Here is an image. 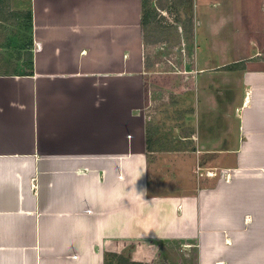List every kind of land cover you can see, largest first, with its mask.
I'll use <instances>...</instances> for the list:
<instances>
[{
	"label": "crops",
	"instance_id": "1",
	"mask_svg": "<svg viewBox=\"0 0 264 264\" xmlns=\"http://www.w3.org/2000/svg\"><path fill=\"white\" fill-rule=\"evenodd\" d=\"M153 5L144 41L141 0H0V264H264V0ZM163 60L198 104L161 149Z\"/></svg>",
	"mask_w": 264,
	"mask_h": 264
},
{
	"label": "rangeland",
	"instance_id": "2",
	"mask_svg": "<svg viewBox=\"0 0 264 264\" xmlns=\"http://www.w3.org/2000/svg\"><path fill=\"white\" fill-rule=\"evenodd\" d=\"M171 15V16H170ZM175 15V12L173 9H170L169 18L173 17ZM184 17V15H180L179 18ZM182 19V18H181ZM174 25L172 24L171 27L164 21H159L158 24L155 27L151 26V29L149 31L151 40H154L155 44H151L150 52L153 51V47H159L162 46V48H157L159 54L157 56L163 57L167 55H171L173 53V56L175 54L180 53L182 55V52H178L177 49L179 48L180 43V36L184 33L183 31L180 32L177 28L178 25H180L184 30L185 26L183 23H180L179 21H173ZM181 34V35H180ZM177 51V52H176ZM154 55V53L152 54ZM156 55V54H155ZM177 56V55H176ZM175 59V58H173ZM152 70L155 72H162L166 73L167 71H179L178 77L176 79H172V84L170 88L168 89H154L153 88V82L150 81L151 86V100L148 101V116H150V126L151 129L154 131H157V128H161L162 130L158 133L159 134V146L161 149L163 148H172L175 146L176 141L180 140L178 135L180 131V127L184 124L183 118L185 116V105H190V102L192 101V104L197 106L198 101L197 98L195 99V92L192 93V97H188L190 99V102H186L185 98V92H181L180 89L185 88L186 85L189 84V79L187 80L185 74H183V70L188 65H184L183 63H180L178 60H176L173 63H170V61L163 60V62L150 65ZM174 69V70H171ZM168 73V72H167ZM186 78V80H185ZM149 80V79H148ZM192 99V100H191ZM155 126V128H154ZM158 126V127H157ZM177 127V130L175 128ZM175 143V144H174ZM183 146V144H176V146ZM194 158V157H193ZM190 161V160H189ZM188 159L187 161L185 159L182 160L181 165L187 166L189 163ZM196 159L194 158V162ZM202 164V163H201ZM196 165V164H195ZM194 165V166H195ZM202 166V165H201ZM194 169V167L192 168ZM133 246L128 247L127 249L123 250L121 255L125 257L131 256ZM169 259L167 256H162L160 261V264H168ZM170 260V259H169ZM110 264H118V261L112 260ZM143 264V263H141ZM157 264V263H156Z\"/></svg>",
	"mask_w": 264,
	"mask_h": 264
},
{
	"label": "trees",
	"instance_id": "3",
	"mask_svg": "<svg viewBox=\"0 0 264 264\" xmlns=\"http://www.w3.org/2000/svg\"><path fill=\"white\" fill-rule=\"evenodd\" d=\"M156 5H153V0H141V22H142V29L145 41L146 29L148 22L151 20L152 22L155 20L156 17ZM30 11L28 12V19L30 20ZM148 66V65H146ZM112 260L118 261V264H141L136 261L129 260L125 256L121 255V253H105V264H110Z\"/></svg>",
	"mask_w": 264,
	"mask_h": 264
}]
</instances>
